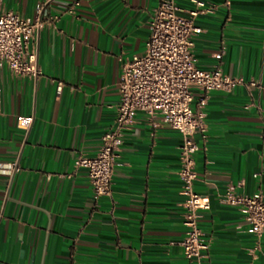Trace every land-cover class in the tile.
<instances>
[{"label":"crops","instance_id":"0c3cea01","mask_svg":"<svg viewBox=\"0 0 264 264\" xmlns=\"http://www.w3.org/2000/svg\"><path fill=\"white\" fill-rule=\"evenodd\" d=\"M73 1L0 0L21 16L40 3L46 18L59 16L31 42L42 77L0 67V264H186L178 130L138 111L112 196L95 200L87 170L75 165L113 125L123 65L145 51L160 0H79L71 13ZM204 1L217 9L196 17L194 60L244 83L209 94L205 136L195 135L194 188L211 198L199 220L202 264H264V233L258 239L220 196L230 183L264 194V0ZM176 3L185 16L196 8ZM19 115L34 117L28 130Z\"/></svg>","mask_w":264,"mask_h":264},{"label":"built area","instance_id":"2783aa9c","mask_svg":"<svg viewBox=\"0 0 264 264\" xmlns=\"http://www.w3.org/2000/svg\"><path fill=\"white\" fill-rule=\"evenodd\" d=\"M192 2L196 8L185 16L176 0L159 1L150 21L145 51L135 54L123 65L113 125L103 134L97 153L79 155L75 165L87 170L95 200L112 196L117 158L125 131L135 122L136 113L143 111L151 118L160 116L163 122L178 130L182 136L178 174L186 227L181 244L186 264H202L207 243L199 220L202 212L211 208V198L194 188L198 177L195 153L199 150L195 135L198 132L204 135L207 130L205 108L209 94L215 90L231 91L244 81L224 73L220 66L210 70L197 66L193 55L194 37L203 29L196 24V17L213 12L217 6L208 5L204 0ZM79 4L75 0L65 8L74 13ZM44 5L38 4L35 14L26 17L0 7V67L6 64L13 74L35 81L43 76V70L31 42L46 24H54L59 17L46 18ZM195 88L200 92L198 97ZM33 120L32 115H19L17 125L28 130ZM13 166L18 170L16 163ZM236 187L228 184L221 199L238 207L249 224V231L260 239L264 233V194L239 193Z\"/></svg>","mask_w":264,"mask_h":264}]
</instances>
